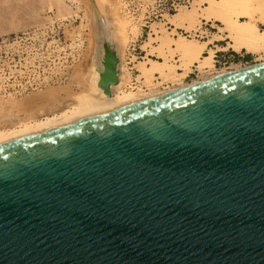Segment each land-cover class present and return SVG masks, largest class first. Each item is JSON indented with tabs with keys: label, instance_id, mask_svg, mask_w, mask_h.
Listing matches in <instances>:
<instances>
[{
	"label": "water",
	"instance_id": "water-1",
	"mask_svg": "<svg viewBox=\"0 0 264 264\" xmlns=\"http://www.w3.org/2000/svg\"><path fill=\"white\" fill-rule=\"evenodd\" d=\"M0 264H264V64L0 147Z\"/></svg>",
	"mask_w": 264,
	"mask_h": 264
},
{
	"label": "bare ground",
	"instance_id": "bare-ground-1",
	"mask_svg": "<svg viewBox=\"0 0 264 264\" xmlns=\"http://www.w3.org/2000/svg\"><path fill=\"white\" fill-rule=\"evenodd\" d=\"M89 1L93 9L90 18L93 17L94 25L97 26L100 51L93 71L85 82L83 92L72 94L71 91H66L67 96L62 98L60 88V91L51 89L22 101L17 99L5 101L4 95H0V147L50 134L104 115L148 103L192 85L240 72L250 67L242 63H233L230 67L215 69L213 72L217 53L216 49L210 48L213 44H215L214 48L219 50L218 52L232 50L236 53L246 51L248 54H264V29L259 27L260 24H264V0H209V6L201 7L200 10L196 6L192 10L181 6L175 15L165 16L169 17L167 19L173 27L185 29L188 32L192 31L191 27L195 22H200V18L208 22L214 20L220 24L218 25L219 31L224 32L225 36L219 35L216 38L215 35V40L201 42L189 40L180 34L177 38H172L168 32L169 29H165L166 35L164 36L166 38L163 44L167 45L170 54L180 55L183 61L182 66L171 64L169 59H165L166 57L163 58L165 59L163 62L153 60L150 58L153 52L150 51L147 53L146 61L139 62L138 66H135L138 67L137 72L140 75L133 79L131 73L133 68L128 67L126 59V44L129 36L137 38L141 34V29L137 26L138 24L133 23L134 20L127 11V5L122 0ZM47 3L56 20L63 22L76 18L82 20L81 24L73 27L74 30L71 29L70 33L73 40L77 41L75 44L78 43L77 46L80 48L86 21V14L84 17L81 16L83 5L78 0H48ZM142 16L144 17V15ZM168 23L165 24L168 25ZM176 29H173L172 35ZM152 40L155 39L152 38ZM225 40L226 46L216 45ZM106 44L116 52L119 60L117 67L119 83L111 87V96L107 95L100 86L101 75L105 69ZM73 58L75 57L73 56ZM192 67H196L199 73L197 80L186 83ZM170 76L178 78L176 80L178 84L161 88L159 87L161 82H158L151 86L153 87L151 90H143L139 86L138 79H142V77L151 81L154 78L155 80L168 79ZM126 87L127 90H124Z\"/></svg>",
	"mask_w": 264,
	"mask_h": 264
},
{
	"label": "rangeland",
	"instance_id": "rangeland-1",
	"mask_svg": "<svg viewBox=\"0 0 264 264\" xmlns=\"http://www.w3.org/2000/svg\"><path fill=\"white\" fill-rule=\"evenodd\" d=\"M45 1L0 0V39L15 38L16 36L22 38L20 43L15 45L12 49L7 63L4 64L6 70H13L17 74L11 77V83L16 81L19 86L16 91L10 92L7 95L0 93V95H4L5 101H11L12 99L22 101L30 98V96L33 97L35 94L45 93L48 92L47 90L51 89L59 90V88L62 98L67 96L66 91H71L72 94L82 93L86 85L85 82L92 73L98 59L100 45L98 42L97 26L94 25L93 17L90 18L91 10H93L90 1L78 0L83 5V13H81V16L84 17L86 14V21L83 27V42L80 48L77 46L78 43L75 44L77 41L75 39L73 40L70 33L71 29L73 31V27L79 26L82 20L76 18L71 21L63 22L54 19L53 12L48 8V0ZM122 1L127 5V11L132 16L134 20L133 23H136V25L138 24L137 26L141 29V34L137 38L132 35V37L129 36V40L126 44V59L127 63L130 65H128V67L133 68V70H131L133 79L140 75L139 72H137L138 67L136 68L135 66H138L139 62H145L147 53L150 51L153 52L152 56H150L153 60H160L163 62V60L169 59L171 64L182 66L183 61L180 55L170 54L167 45L165 43L163 44L166 38L164 36L166 35L165 29H169L168 32L172 38H177L180 34L181 36L187 37L189 40H198L201 42L211 39L215 40V35L216 38L219 35L225 36L224 32L219 31L218 25L220 24L216 23L214 20L208 22L200 18V22H195L191 27L192 31L188 32L185 29H176L173 27L171 22L167 19L169 17L165 16L175 15L177 12L174 9L175 7H177L178 10L181 6L192 10L194 6H196L200 10L201 7L204 8L209 6V0ZM159 1H163L166 8L171 10H166L162 13L163 16L153 17L152 21H149V24L145 26V22L143 21L145 18L142 15L145 14L147 7ZM137 8L143 11L140 13L138 19L133 16V11H136ZM167 22H169L168 25L165 24ZM163 25L165 26L163 27ZM259 27L260 29H264V24H260ZM173 29H176V32L172 35ZM67 30L68 32L70 31L69 34ZM28 33L30 34L29 36ZM152 38L155 40H152ZM216 45L222 47L226 46L227 43L225 40ZM214 47L215 44L210 46V48L217 50L215 55L216 62L214 63L215 68L212 69L213 72L215 69L230 67L233 63H242L248 66L264 63V54H248L246 51L236 53L232 50L218 52L219 50ZM73 56L75 58H73ZM76 59L82 60H80V62ZM198 74L197 68L192 67L190 75L185 82L191 83L193 80H197ZM173 78V76H170L168 79L162 78L160 80H155L154 78L151 81H147L142 77V79L138 80L140 82L139 86L142 87L143 90H151L153 89L151 86L158 82L163 83H160V85L158 84L161 88L178 84V81L176 82L178 78ZM124 90H127V87Z\"/></svg>",
	"mask_w": 264,
	"mask_h": 264
},
{
	"label": "built area",
	"instance_id": "built-area-1",
	"mask_svg": "<svg viewBox=\"0 0 264 264\" xmlns=\"http://www.w3.org/2000/svg\"><path fill=\"white\" fill-rule=\"evenodd\" d=\"M168 9L166 8L163 1L156 2L154 5H150L149 7H147V11L144 14L145 19L143 20L145 22V26L149 24V21H152L153 17L163 16L162 13H164ZM174 9L175 11L178 10L177 7H175ZM133 12V16L138 19L140 17V13H142L143 11L142 9L137 8V10ZM29 35L30 34L28 33V36ZM21 40L22 38H20L19 36H16L15 38L0 39V93L5 95L9 94L10 92L16 91V89L19 88L16 81L11 83V77H14L17 74L13 70H6L4 68V64L7 63L12 49L15 47V45H18Z\"/></svg>",
	"mask_w": 264,
	"mask_h": 264
}]
</instances>
